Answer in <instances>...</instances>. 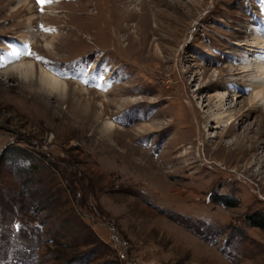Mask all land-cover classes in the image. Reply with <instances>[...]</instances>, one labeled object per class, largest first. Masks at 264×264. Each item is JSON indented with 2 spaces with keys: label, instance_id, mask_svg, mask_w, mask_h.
I'll list each match as a JSON object with an SVG mask.
<instances>
[{
  "label": "rangeland",
  "instance_id": "1",
  "mask_svg": "<svg viewBox=\"0 0 264 264\" xmlns=\"http://www.w3.org/2000/svg\"><path fill=\"white\" fill-rule=\"evenodd\" d=\"M253 40L264 0H0V264H264ZM13 48L38 77L3 74Z\"/></svg>",
  "mask_w": 264,
  "mask_h": 264
},
{
  "label": "bare ground",
  "instance_id": "2",
  "mask_svg": "<svg viewBox=\"0 0 264 264\" xmlns=\"http://www.w3.org/2000/svg\"><path fill=\"white\" fill-rule=\"evenodd\" d=\"M21 4V3H20ZM19 4V5H20ZM32 36L27 37V41L33 43V33ZM26 41V42H27ZM48 41V40H47ZM254 41V40H253ZM257 44L259 46L263 47L264 45H261L260 42H253L255 47ZM50 45L49 42H47L46 46ZM28 50V49H27ZM253 52V49H252ZM25 56L18 59H10L7 61L6 67L4 68L3 74H10V73H16L21 77L22 79H28V78H35L38 77L37 67L34 65L32 61L25 62ZM254 64V63H253ZM252 62L250 65L243 64L242 71L243 73H247V77H251L252 82L250 83L249 87L250 89V98H249V104L251 106L250 112H257L258 110L262 109L264 110V59H259L256 64L253 65ZM39 81L41 87H43L45 90H48L51 93H60L61 95L66 96L67 91L69 90V85L67 81H63L61 78L56 76L55 74H52L47 69L45 70L40 66L39 71ZM246 76V75H245ZM228 87V86H227ZM231 88V87H230ZM234 88V87H232ZM85 90V89H84ZM84 90H81L82 92ZM87 92V90H85ZM89 92V91H88ZM233 90L234 97L237 96V92ZM231 93V92H230ZM229 93H217L216 94V101L214 105L211 107L210 115L207 116L208 119L212 120L218 127L215 129H221L225 127L230 121H232V118L234 116V113H236L235 108L236 106L231 105V96H228ZM232 95V94H231ZM233 101V100H232ZM215 108V110H213ZM229 125V124H228ZM231 125V124H230ZM105 128H107L110 131L115 130L116 126L114 127V124L111 121H105L104 123ZM217 137V136H216Z\"/></svg>",
  "mask_w": 264,
  "mask_h": 264
},
{
  "label": "snow or ice",
  "instance_id": "3",
  "mask_svg": "<svg viewBox=\"0 0 264 264\" xmlns=\"http://www.w3.org/2000/svg\"><path fill=\"white\" fill-rule=\"evenodd\" d=\"M37 2L43 8L47 3L51 2V0H37ZM0 55H3V54H0ZM11 55L16 59H19V57H21V56H34V54L32 52H30L29 50H27L26 48L23 50L13 48ZM35 58L37 60L40 59L39 57H35ZM57 74L60 75L62 78H69L68 73H66V72L59 71Z\"/></svg>",
  "mask_w": 264,
  "mask_h": 264
},
{
  "label": "trees",
  "instance_id": "4",
  "mask_svg": "<svg viewBox=\"0 0 264 264\" xmlns=\"http://www.w3.org/2000/svg\"><path fill=\"white\" fill-rule=\"evenodd\" d=\"M251 222H252V225L253 227H259V228H262L264 229V217L258 215V214H254V216L251 218Z\"/></svg>",
  "mask_w": 264,
  "mask_h": 264
}]
</instances>
